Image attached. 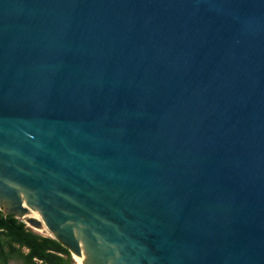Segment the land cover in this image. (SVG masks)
Returning <instances> with one entry per match:
<instances>
[{
	"label": "water",
	"instance_id": "water-1",
	"mask_svg": "<svg viewBox=\"0 0 264 264\" xmlns=\"http://www.w3.org/2000/svg\"><path fill=\"white\" fill-rule=\"evenodd\" d=\"M0 211L82 264H264V0H0Z\"/></svg>",
	"mask_w": 264,
	"mask_h": 264
},
{
	"label": "trees",
	"instance_id": "trees-1",
	"mask_svg": "<svg viewBox=\"0 0 264 264\" xmlns=\"http://www.w3.org/2000/svg\"><path fill=\"white\" fill-rule=\"evenodd\" d=\"M9 259L23 264H72L70 253L53 238L0 211V264H8Z\"/></svg>",
	"mask_w": 264,
	"mask_h": 264
},
{
	"label": "rangeland",
	"instance_id": "rangeland-1",
	"mask_svg": "<svg viewBox=\"0 0 264 264\" xmlns=\"http://www.w3.org/2000/svg\"><path fill=\"white\" fill-rule=\"evenodd\" d=\"M29 227V226H28ZM30 228V227H29ZM32 229V231H34L35 233L39 234V235H42V236H49L45 233H43L41 230H36V229H33V228H30ZM71 261H72V264H78L75 260H73V258H71ZM9 264H23L22 261L20 260H10Z\"/></svg>",
	"mask_w": 264,
	"mask_h": 264
},
{
	"label": "bare ground",
	"instance_id": "bare-ground-1",
	"mask_svg": "<svg viewBox=\"0 0 264 264\" xmlns=\"http://www.w3.org/2000/svg\"><path fill=\"white\" fill-rule=\"evenodd\" d=\"M36 230H41L43 233L47 234L50 236V232L47 230V228L42 225L39 229ZM73 260H75L78 264H82V258L77 256V255H73L72 256Z\"/></svg>",
	"mask_w": 264,
	"mask_h": 264
},
{
	"label": "flooded vegetation",
	"instance_id": "flooded-vegetation-1",
	"mask_svg": "<svg viewBox=\"0 0 264 264\" xmlns=\"http://www.w3.org/2000/svg\"><path fill=\"white\" fill-rule=\"evenodd\" d=\"M10 260H16V259H9V260H8V264H9Z\"/></svg>",
	"mask_w": 264,
	"mask_h": 264
}]
</instances>
